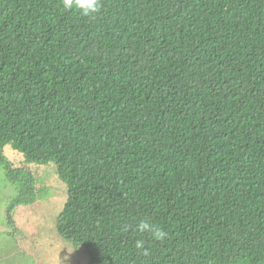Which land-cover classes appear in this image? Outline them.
Wrapping results in <instances>:
<instances>
[{
	"label": "trees",
	"instance_id": "trees-1",
	"mask_svg": "<svg viewBox=\"0 0 264 264\" xmlns=\"http://www.w3.org/2000/svg\"><path fill=\"white\" fill-rule=\"evenodd\" d=\"M99 5L0 0V165L17 189L0 234L39 197L9 144L54 164L55 230L87 264H264V0Z\"/></svg>",
	"mask_w": 264,
	"mask_h": 264
},
{
	"label": "rangeland",
	"instance_id": "rangeland-1",
	"mask_svg": "<svg viewBox=\"0 0 264 264\" xmlns=\"http://www.w3.org/2000/svg\"><path fill=\"white\" fill-rule=\"evenodd\" d=\"M4 154L15 166L34 172L39 197L34 203L15 208L19 234L13 237L0 234V264H87L82 246H74L55 230L56 216L66 198V185L57 176L54 164H28L23 153L9 144L4 146ZM14 184L6 179L0 165V232L7 230L4 212L17 192Z\"/></svg>",
	"mask_w": 264,
	"mask_h": 264
},
{
	"label": "clouds",
	"instance_id": "clouds-1",
	"mask_svg": "<svg viewBox=\"0 0 264 264\" xmlns=\"http://www.w3.org/2000/svg\"><path fill=\"white\" fill-rule=\"evenodd\" d=\"M65 8H77L82 15H90L96 13L99 9V0H63ZM130 226L125 224L122 227V231L127 232ZM139 233H148L153 239L163 241L167 236V232L156 227L149 218L141 219L135 226ZM135 247L140 250L143 255H148V249L145 247V241L143 239L135 240ZM67 259V257H65Z\"/></svg>",
	"mask_w": 264,
	"mask_h": 264
}]
</instances>
